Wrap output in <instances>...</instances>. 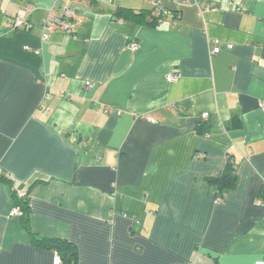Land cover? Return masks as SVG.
Returning <instances> with one entry per match:
<instances>
[{
  "label": "crops",
  "instance_id": "0c3cea01",
  "mask_svg": "<svg viewBox=\"0 0 264 264\" xmlns=\"http://www.w3.org/2000/svg\"><path fill=\"white\" fill-rule=\"evenodd\" d=\"M50 13L73 33L43 39ZM262 102L264 0H190L177 18L151 0H0V264H54L34 234L74 242L77 264L264 259Z\"/></svg>",
  "mask_w": 264,
  "mask_h": 264
},
{
  "label": "built area",
  "instance_id": "2783aa9c",
  "mask_svg": "<svg viewBox=\"0 0 264 264\" xmlns=\"http://www.w3.org/2000/svg\"><path fill=\"white\" fill-rule=\"evenodd\" d=\"M154 3V13L160 18L165 14H172L174 17L180 16V9L183 6L189 5L190 0H151ZM172 4V7L169 6L166 3ZM29 10H32V6L28 7ZM7 26L11 28L12 30H18L24 27H27L29 25L28 20L25 18V16L22 13L16 14L12 18H10L7 21ZM73 23L64 18L55 16L52 13L49 14V16L44 20L43 22V29H42V38L45 40H48L52 33L56 31L57 29H61L67 33L72 34L73 33ZM231 47V45H229ZM129 49L135 51L138 50L140 45L136 38H132L130 42L128 43ZM221 50V45H217L212 49V53H218ZM180 76L179 73L172 74L168 77V80H175ZM88 84L90 82H87ZM87 84V85H88ZM262 108L264 109V102H262ZM204 117H207L209 114L206 112L203 114ZM203 156V154H199ZM17 194L19 197H23L26 195V189L21 186H16ZM221 199L218 198L217 201L219 202ZM13 213L15 214H21V209L19 206H15L13 209ZM54 264H62V260L60 255L56 252L54 256ZM254 264H264V259L256 260Z\"/></svg>",
  "mask_w": 264,
  "mask_h": 264
},
{
  "label": "trees",
  "instance_id": "16d2710c",
  "mask_svg": "<svg viewBox=\"0 0 264 264\" xmlns=\"http://www.w3.org/2000/svg\"><path fill=\"white\" fill-rule=\"evenodd\" d=\"M144 11V9H141L138 14H144ZM123 12L131 16L135 14L131 8L124 7ZM210 180L217 186L219 191L232 188L237 180L234 165L231 162H227L224 170L220 174L211 177ZM8 181L11 182L16 206H19L21 209L20 215L22 216L24 227L26 230L31 232L28 221V215L30 212L28 192H26L25 196L19 197L16 191L17 187L14 186V183L11 181V179H8ZM33 239L36 245L55 250L60 255L62 264H77L78 250L74 242L63 238H47L43 236H37L35 234L33 235Z\"/></svg>",
  "mask_w": 264,
  "mask_h": 264
},
{
  "label": "rangeland",
  "instance_id": "374dc122",
  "mask_svg": "<svg viewBox=\"0 0 264 264\" xmlns=\"http://www.w3.org/2000/svg\"><path fill=\"white\" fill-rule=\"evenodd\" d=\"M148 6H149V3H148ZM147 7V6H146Z\"/></svg>",
  "mask_w": 264,
  "mask_h": 264
}]
</instances>
